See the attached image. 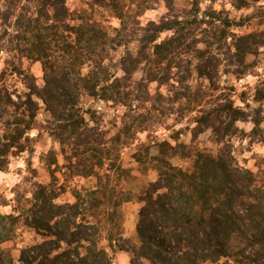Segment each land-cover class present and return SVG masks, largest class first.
Listing matches in <instances>:
<instances>
[{"label":"trees","instance_id":"obj_1","mask_svg":"<svg viewBox=\"0 0 264 264\" xmlns=\"http://www.w3.org/2000/svg\"><path fill=\"white\" fill-rule=\"evenodd\" d=\"M86 1L118 26H96L71 12L67 0H0V54L6 55L0 71V171L27 153L26 165L35 174L30 134L37 129L36 100L50 116L46 133L64 160L60 166L53 149L42 155L50 181L18 195L11 213H0V264H115L116 251L130 264H264V171L258 168L264 157L253 172L234 155L236 140L264 144V88L254 89L257 107L251 108L236 106L219 86L222 74L247 75L245 57L264 48V32L240 33L256 19L264 23V10L237 19L213 8L219 0L205 9L193 0L183 15L172 12L174 0ZM258 1L230 5L241 10ZM159 4L169 14L141 26L138 18ZM121 48L126 74L117 77L113 54ZM22 59L40 65V87L20 66ZM138 69L142 77L134 81ZM13 76H22L27 89L16 100L8 85ZM150 84L157 90L146 101ZM84 98L123 109L111 138ZM190 115L193 126L186 131L192 141L210 131L217 152L178 143L182 131L170 136L176 146L156 136L168 117L175 116L177 125ZM248 123L249 132L239 126ZM131 146L141 174L155 173L153 181L138 184L121 165L122 151ZM174 158L191 165L178 167ZM58 170L65 179L95 178L96 184L74 188L73 201L60 202L66 190L58 184ZM131 202L139 205L136 243L124 237L122 206ZM20 228L33 238L15 261L2 246Z\"/></svg>","mask_w":264,"mask_h":264},{"label":"rangeland","instance_id":"obj_2","mask_svg":"<svg viewBox=\"0 0 264 264\" xmlns=\"http://www.w3.org/2000/svg\"><path fill=\"white\" fill-rule=\"evenodd\" d=\"M129 3V0H125ZM193 0H174L172 12L174 14L183 15L189 9L190 4ZM200 8L205 9L210 6L211 0H199ZM231 0H219L213 4V8L220 10L225 8L231 12L232 16L237 19L244 18L248 14L258 13V10H264V0H259L256 4H251L249 8H243L241 10H235L230 5ZM68 8L74 14H83L96 26L105 27H117L118 21L112 18L104 10L97 8H91L86 0H67ZM256 11V12H255ZM169 14L167 8L164 4H159L152 10L146 11L142 16L138 18L141 26H145L149 21H159L160 19L166 17ZM252 32H264V23H259L256 19L247 28L240 31L242 34L252 33ZM129 49L134 52L135 45H131ZM125 54V49H119L113 54L114 57V74L117 77H123L126 73L123 69V64L121 58ZM6 59L5 54H0V71L4 68V60ZM20 66L23 70L29 72L36 78V84L38 87L42 85V71L39 64H28L24 59L20 60ZM246 65L250 66L247 75L242 77H237L231 73L222 74L219 77V86L221 87L220 92H225L224 94H229L230 98L235 102L238 107H243L245 104H249L251 108H256L257 105L252 103L251 98L254 96L256 86L264 88V48L258 52L256 55H248L245 57ZM142 77V70L138 69L133 75L132 80L136 81ZM22 76L17 80L16 76L10 77L8 79L9 88L13 93V97L16 100V96L24 97L27 92L26 86L22 81ZM156 84H150L148 88V98L144 100H149L156 92ZM219 94V91L215 93ZM246 98L247 101H243ZM38 103L39 111L37 115V129L31 132V136L34 138L33 142L34 153L30 156L31 167L35 170V174L28 169L26 165V160L29 154L24 153L19 157H14L10 159V164L6 172L0 171V213L9 214L15 205V199L18 195H28L32 192V188L37 183L47 184L50 181L49 173L47 172L43 161L40 157L46 154L49 150L53 149L56 152V158L58 164L62 166L64 164L63 156L60 151L59 145L55 140L46 133V129L49 126L50 116L44 110V106L41 101L36 100ZM84 106L96 110L101 116L102 120L100 122L101 129L107 134V138H111L116 132L120 124V118L123 114V109L112 103H104L101 101H94L89 98H84ZM264 108V107H263ZM192 115L186 116L182 121L175 125V116H170L165 120L166 127H161L158 129L156 136L159 139H166L171 145H177L178 143H183L192 148L196 149H206L210 152H217L219 147L214 144L210 138V131L202 133L199 137L192 141V134L186 131L187 128L193 126ZM241 128L249 132L251 129V124H239ZM261 128L264 130V122L261 124ZM182 131L179 134L178 143L175 144L170 139L172 132ZM140 139H145V134L139 135ZM235 145V157L239 163L257 172L258 168L264 171V164L260 163V166L256 167V160L258 158L264 157V144L260 143L257 139L246 138L244 140L234 141ZM135 151V147L131 146L122 151L121 155V165L123 168L127 169L131 176L138 179V184H144L147 181H153L155 179V173L150 172L147 176L141 174L140 168L132 159V154ZM172 163L183 169L190 167L191 163L188 160H179L174 158ZM63 171L58 170L56 173L58 184H63L66 192L60 198V202L73 201L71 191L74 188H92L96 184L95 178L83 179V178H69L65 179L63 177ZM138 210L139 205L135 202L127 203L122 206L123 214V227H124V237L131 239L133 242H137L135 235V228L138 222ZM32 234L27 231V229L20 228L18 236L11 242L5 243L2 248L9 251L14 260L16 261L19 257L20 250L27 246L32 241ZM115 264H130L129 257L121 251H116L114 253ZM17 264V263H15Z\"/></svg>","mask_w":264,"mask_h":264}]
</instances>
